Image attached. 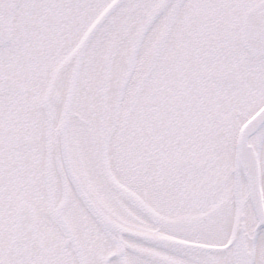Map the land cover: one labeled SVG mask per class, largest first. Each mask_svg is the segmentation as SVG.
Listing matches in <instances>:
<instances>
[{"label":"snow or ice","instance_id":"snow-or-ice-1","mask_svg":"<svg viewBox=\"0 0 264 264\" xmlns=\"http://www.w3.org/2000/svg\"><path fill=\"white\" fill-rule=\"evenodd\" d=\"M0 264H264V0H0Z\"/></svg>","mask_w":264,"mask_h":264}]
</instances>
